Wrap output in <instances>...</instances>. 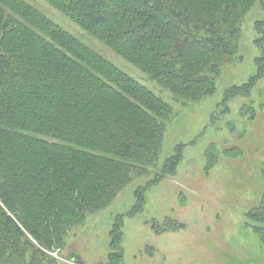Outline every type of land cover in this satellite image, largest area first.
I'll return each instance as SVG.
<instances>
[{
  "label": "trees",
  "instance_id": "obj_1",
  "mask_svg": "<svg viewBox=\"0 0 264 264\" xmlns=\"http://www.w3.org/2000/svg\"><path fill=\"white\" fill-rule=\"evenodd\" d=\"M45 1L163 90L194 102L213 93L207 76L236 54L255 0H134L106 20L90 0ZM170 108L32 5L0 0V264H23L26 234L57 246L147 176ZM246 222L264 250V194Z\"/></svg>",
  "mask_w": 264,
  "mask_h": 264
},
{
  "label": "rangeland",
  "instance_id": "obj_2",
  "mask_svg": "<svg viewBox=\"0 0 264 264\" xmlns=\"http://www.w3.org/2000/svg\"><path fill=\"white\" fill-rule=\"evenodd\" d=\"M23 1L159 97L173 114L148 175L69 228L57 246L41 247L26 234L31 249L23 264H264V250L246 222L264 194V0H255L243 16L236 54L226 57L217 75L207 76L213 93L194 102L163 90L45 0ZM120 2L134 0L89 5L101 4L98 16L106 20ZM174 158L170 172L165 166ZM175 224L182 227L173 231ZM114 225L120 226L118 249L110 246ZM153 225L166 231L157 234Z\"/></svg>",
  "mask_w": 264,
  "mask_h": 264
}]
</instances>
